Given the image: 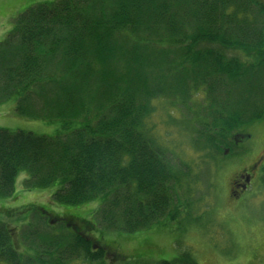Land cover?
I'll return each mask as SVG.
<instances>
[{
    "label": "trees",
    "instance_id": "1",
    "mask_svg": "<svg viewBox=\"0 0 264 264\" xmlns=\"http://www.w3.org/2000/svg\"><path fill=\"white\" fill-rule=\"evenodd\" d=\"M254 4L55 0L19 13L0 40V104L15 98L17 114L58 121L61 131L0 127V197L12 195L15 177L26 171L27 190L57 184L54 203L99 198L95 221L81 218L86 230L131 233L176 220L188 165L148 133L150 102L166 98L192 110L193 98L202 99L195 125H185L193 149L238 157V130L264 115V18L254 16ZM66 231L46 237L47 246L96 261L110 254L91 252L90 242ZM6 233L0 226V257L20 264ZM178 256L157 264H196L187 252Z\"/></svg>",
    "mask_w": 264,
    "mask_h": 264
},
{
    "label": "rangeland",
    "instance_id": "2",
    "mask_svg": "<svg viewBox=\"0 0 264 264\" xmlns=\"http://www.w3.org/2000/svg\"><path fill=\"white\" fill-rule=\"evenodd\" d=\"M53 1L0 0V40L11 30L13 19L19 13L35 4ZM254 2L252 11L260 21L264 18V9L260 8L264 7V0ZM207 45L217 47L218 44ZM199 47L200 44L196 46ZM219 50L227 56L238 55L229 49ZM199 100L202 99L193 98L190 110L175 104L176 108L170 99H154L150 102L152 111L144 124L149 134L152 131L167 145L179 165H188L186 169L182 167L188 176L178 191L175 204L181 209L176 220L131 233L84 228L94 239L98 238L102 243L112 242L116 255H104L99 261L86 259L83 255L76 258L74 253L47 246L46 237L65 234L67 228L63 223L50 225L39 215L44 213L38 207L47 212L57 210L95 221L94 213L100 199L82 205L54 203L51 195L57 184L27 190L24 180L28 174L19 171L13 194L0 197V226L8 231L6 234L11 245L21 253L19 263L38 264L35 260L40 258L46 261L42 264H157L187 252L196 264H264V115L257 122L238 130L247 135L233 148V151L240 152L238 157L222 159L210 149L201 152L193 149L192 138L185 125L189 121H192L191 126L194 123L191 116L198 110ZM15 105V98L0 104L1 128L47 136L61 131L60 122L21 116L16 113ZM224 149V153L232 151ZM258 157L260 160L255 171L252 169L250 185L240 198L233 197L230 191L232 179L242 168L255 163ZM185 184L188 185L186 192ZM27 231L33 234L26 236ZM0 264L11 263L0 257Z\"/></svg>",
    "mask_w": 264,
    "mask_h": 264
},
{
    "label": "flooded vegetation",
    "instance_id": "3",
    "mask_svg": "<svg viewBox=\"0 0 264 264\" xmlns=\"http://www.w3.org/2000/svg\"><path fill=\"white\" fill-rule=\"evenodd\" d=\"M247 135H243V138ZM238 141V140H237ZM260 160V157L257 158L256 162L249 165L246 169H241L238 174L235 175V177L231 181V195L236 198H240L243 192L248 188L250 185L253 176H252V169L256 168V163ZM260 163V162H259ZM41 209L42 212L39 213V215L47 222L50 223V225H55L56 223H63L71 232L76 233L77 235L82 236L86 241L90 242V250L91 252H97L99 249H109V253L111 255H116L115 247L113 244L109 243H98L93 236L90 234H87L85 229L82 227L83 220L79 217H77L74 214L66 213L62 214V212H57V210H54L52 212H47L43 210V208L38 207Z\"/></svg>",
    "mask_w": 264,
    "mask_h": 264
}]
</instances>
